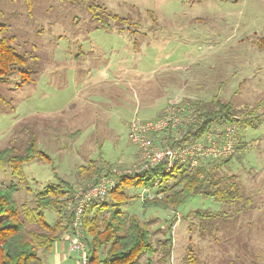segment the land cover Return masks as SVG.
<instances>
[{"label": "rangeland", "instance_id": "374dc122", "mask_svg": "<svg viewBox=\"0 0 264 264\" xmlns=\"http://www.w3.org/2000/svg\"><path fill=\"white\" fill-rule=\"evenodd\" d=\"M103 1L137 26L123 33L94 29L84 8L62 0H0V20L25 48L19 51L32 52L41 67L31 82L17 86L21 75L14 74L1 85L0 151L23 143L27 134L22 124L30 122L39 149L50 157L23 165L28 184H21L16 200L32 206L57 177L76 188L96 179L119 181L121 176L103 172L84 183L77 170L98 160L114 172H135L142 156L141 143L129 139L135 119L156 118L171 103L168 99L174 104L216 95L238 110L256 109L252 123L237 130L241 156L222 169L240 177L254 204L235 217L237 205L202 196L187 199L176 211L181 220L170 263L184 264L192 242L203 264H264V48L254 42L264 37V0ZM0 183L9 186L18 178L0 166ZM145 191L153 196L140 188L128 193ZM103 201L110 202L109 195L95 203ZM132 205L121 210L144 220L159 247L156 241L170 236L162 228L176 212ZM196 211L222 216L208 231ZM45 216L50 223L58 219L54 211ZM220 223L225 229L216 231ZM66 243H56L48 254L40 252L43 263L84 264ZM245 245L254 256L244 254Z\"/></svg>", "mask_w": 264, "mask_h": 264}, {"label": "trees", "instance_id": "16d2710c", "mask_svg": "<svg viewBox=\"0 0 264 264\" xmlns=\"http://www.w3.org/2000/svg\"><path fill=\"white\" fill-rule=\"evenodd\" d=\"M62 1L84 8L90 21L95 24L94 29H115L123 33L130 31L128 26H137V23L131 22L130 16L124 17L111 11L103 0ZM17 40L8 25L0 20V89L14 74L21 75L17 86H22L33 81V75L41 71L39 63L34 62L36 56L32 52L19 51L25 48ZM254 42L257 48H264V37ZM204 98L189 97L179 103L171 102L156 118L139 119L145 124L167 121V125L162 128L148 129L147 136L152 145L160 150L187 148L192 143L205 140L217 128L226 130L229 125H235L238 130V127L252 123L255 107L238 110L232 102L219 99L216 95L211 99ZM22 127L27 134L26 140L23 143L13 142L0 151V166L9 167L13 176L18 178V183L9 186L0 183V264H44L40 252L48 254L56 243L63 240L68 242L69 237L75 235L74 215L66 208L82 185L76 188L77 185L57 177L55 183L45 186L38 193L32 206L20 204L15 198L21 190V184H28L23 165L36 159L49 161L50 158L39 149L37 134L31 129L30 122L23 123ZM240 156L234 154L218 159L213 156L199 159L193 170L176 161L170 172H166L165 162L138 171L145 162L138 157L139 169L120 177L109 191L110 202L95 203L97 200H94L85 209L81 226L83 235L78 240L85 245L86 264H172L170 259H173L175 228L181 220L176 211L191 197L202 196L224 204L237 205L234 209L235 217L250 210L254 202L240 183V177L230 173L229 169L228 172L222 170ZM113 170L110 164L106 163L102 168L98 160H92L89 165L80 166L77 174L79 179L88 183L93 178H99L103 172L107 177L114 175ZM139 188L153 191V196L146 191L141 195L128 193L129 189ZM129 202L133 203V207L142 206L144 210L155 207L176 212V218L173 217L170 225L162 228L170 236L165 240H157L159 247L154 244L149 225L144 220L135 213L121 210ZM110 207L114 211L104 215ZM46 211H54L58 219L54 223L48 222ZM203 215L199 211L194 212V216L203 223L202 229L211 231L208 227L214 226L215 220L222 213ZM225 226L222 223L216 225V231L225 229ZM207 234L204 233V237ZM190 244L183 258L184 264H203L193 243ZM243 247L244 254L253 255L247 245Z\"/></svg>", "mask_w": 264, "mask_h": 264}, {"label": "built area", "instance_id": "2783aa9c", "mask_svg": "<svg viewBox=\"0 0 264 264\" xmlns=\"http://www.w3.org/2000/svg\"><path fill=\"white\" fill-rule=\"evenodd\" d=\"M166 125V120H161L157 124H145L139 119L133 121L129 130V139L135 144L136 142L141 143V145H138L141 150H139L140 153L142 152L140 158L145 161L139 170L165 162L166 172H170L175 167L176 161L187 165L189 170H193L196 168L199 159L210 158L212 156L214 159H218L241 153L242 149L239 150L240 141L235 125H229L226 130L217 128L205 140L192 143L187 148L160 150L152 145L147 133L150 128L159 129ZM135 146L138 147L137 145ZM132 173L131 170H127L114 172V175L120 177ZM116 182V178L98 180L97 182L96 180L92 181L87 186L78 189L73 201L67 204V211L74 215L73 229L75 232V235L70 236L68 239L69 250L75 254L79 253L84 264H86L85 245L78 240L83 235L81 231L83 214L85 209L94 200L105 198Z\"/></svg>", "mask_w": 264, "mask_h": 264}, {"label": "crops", "instance_id": "0c3cea01", "mask_svg": "<svg viewBox=\"0 0 264 264\" xmlns=\"http://www.w3.org/2000/svg\"><path fill=\"white\" fill-rule=\"evenodd\" d=\"M89 86H90V85H89ZM86 87H88V86H86ZM86 87H85V88H86ZM185 94H186V93H185ZM168 100H169V103L172 102V100H170V99H168ZM62 242H65V244H67L65 240H63Z\"/></svg>", "mask_w": 264, "mask_h": 264}]
</instances>
